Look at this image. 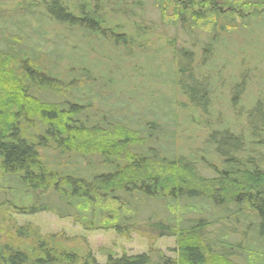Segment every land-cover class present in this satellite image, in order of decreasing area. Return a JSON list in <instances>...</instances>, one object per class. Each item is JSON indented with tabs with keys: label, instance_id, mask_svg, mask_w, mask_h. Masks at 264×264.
<instances>
[{
	"label": "trees",
	"instance_id": "16d2710c",
	"mask_svg": "<svg viewBox=\"0 0 264 264\" xmlns=\"http://www.w3.org/2000/svg\"><path fill=\"white\" fill-rule=\"evenodd\" d=\"M10 4L0 0V191L8 197L9 185L13 198L0 201V220L8 211H53L63 218L73 217L87 230L114 229L127 238L141 224L149 235L177 237L178 249L176 258L159 250L121 257L109 252L107 261L99 263L91 253L81 256L67 250L58 234L44 236L26 225L11 235L10 228L7 232L0 222V264H206L208 255L210 264H239L236 260L264 264V251L243 244L241 236L234 243L225 233L218 241L227 251L217 252L209 248L204 234L205 228L224 219L241 221L242 234L245 218L250 220L248 228L259 222L264 231L263 95L245 114L249 132L232 131L230 126L236 123L232 121L206 138L200 159L206 160L210 150L222 164L219 168L206 160L205 167L214 173L206 177L197 171L195 155L189 159L167 153L176 144L177 124L170 123L171 118L160 123L164 108L155 111L156 119L150 122L152 111L144 117L137 111L147 99L144 103L140 99L137 104L142 105L136 106L127 102L135 95L130 91L125 98L102 97L100 93L112 88V75L97 71L99 64L87 63V53L74 55L80 46H87V40L105 39L111 30L116 48L151 60L153 50L163 47L152 50L147 44L152 36L162 34V27L182 31V54L187 60L195 47L210 52L203 56L207 64L210 58H218L216 46L225 40L222 31L252 33L264 25V0H25ZM106 8L111 9V23ZM150 9L158 14V23H147ZM118 17L139 19L136 32H128L123 21L116 24ZM72 33L75 42L69 48L66 39ZM175 35L168 40L172 46L178 39ZM248 63L251 67L243 64L249 66L246 82L256 78L255 69L260 68ZM186 66L180 70L184 73L181 87L193 101L205 104L215 82L204 71L186 76ZM217 68L215 77L220 78ZM98 82L104 90L94 87ZM94 105L95 113L90 114ZM152 203L164 205L158 208L161 214L143 219L142 213ZM205 204L210 206L208 216ZM182 210L195 213L193 220L187 218L189 225H181L186 221ZM14 238H28L31 244L26 249L16 247L11 242Z\"/></svg>",
	"mask_w": 264,
	"mask_h": 264
},
{
	"label": "rangeland",
	"instance_id": "374dc122",
	"mask_svg": "<svg viewBox=\"0 0 264 264\" xmlns=\"http://www.w3.org/2000/svg\"><path fill=\"white\" fill-rule=\"evenodd\" d=\"M25 0H15V2H20ZM11 3L8 0H3L4 4H15ZM110 8H106V18L108 19ZM111 19L113 17L110 16ZM116 24L120 22L127 23L126 30L128 32H136L137 23L139 19L126 20V18L118 17L114 19ZM158 23L159 16L155 10L147 11V23ZM113 22L112 24H114ZM136 22V23H134ZM108 23L110 19H108ZM51 27V26H50ZM114 27V26H112ZM55 29L61 30V27L56 25ZM162 34H156L152 36L151 43L147 44V47H151L152 50L162 46V51H154L152 54L151 60H146L142 55H131L129 49H122L120 47L116 48L115 45L111 43V30L106 31V38H93L92 40H87V46H80L79 49L74 53L75 57H79L81 54L83 57L86 54L87 63L90 64H99L96 68L97 71H103L105 74L110 73L112 78L115 80L113 82L112 88L108 90L109 92L101 89V83L98 82L97 87L100 90H104L103 93H100L102 97H106L107 94L121 95V96H131L129 91L134 96H131L132 100H127V102H134L136 106H141L137 104L140 99L143 101L146 100L142 109L137 110L140 116L144 117L149 114L147 120L152 122L155 118V111H158L161 108H164L165 115H162L160 123L168 118H171L169 122L175 121L177 124V139L176 144L171 145L168 154L172 156H181L179 158H189L194 156L198 158L197 171L201 173L202 176L211 177L214 175L212 169H207L205 167L206 160L212 162L211 165H217L221 168V160L216 159L217 157L213 154V151H210L206 154V160L200 159L202 154V149L205 147V141L208 136L213 133V130L217 127H224V123L230 126L232 121H236L230 127V129L237 134L243 132H249V128L245 127L246 120L245 114L247 111H250L255 105L256 101L264 97V25L259 28H256L252 33L250 31H232L226 33L222 31L221 35L225 37V40L216 46L218 51L216 52L218 58L213 61L204 62V54L210 55V52L204 53V50H199L197 47L193 49L192 53V62L187 60L182 54V49L184 44V35L182 36V31H175L174 29L164 30L162 27ZM160 31V32H161ZM73 33L77 34L76 30ZM71 34L66 43L73 44L75 42L74 34ZM178 33V39L174 42L168 41L173 39ZM137 36V34L135 35ZM99 39V40H94ZM157 44L154 42L157 40ZM154 41V42H153ZM80 44L79 42H77ZM76 43V44H77ZM151 50V51H152ZM61 48L59 49V53ZM69 52L72 51L69 49ZM139 53V51H136ZM213 55V54H212ZM219 57H221L219 59ZM220 62V65H219ZM259 64L260 68H257V77L248 82L244 81L246 78H250L249 63ZM244 63L248 65H243ZM183 64H187L186 76L196 73V76H199L202 71L206 72L210 78V82H215V88L212 90V94L209 97H206L205 104H199L191 99V96L188 95L186 90L181 86L182 76L180 70ZM253 64V68H256V65ZM221 74L220 78L215 77V69ZM251 67V66H250ZM192 76V75H190ZM189 76V77H190ZM126 77V78H125ZM125 79V81L123 80ZM201 81V80H200ZM240 86L237 90L236 87ZM119 92V93H118ZM241 92L239 98H235V94ZM130 94V95H129ZM40 96V95H39ZM42 97V96H41ZM199 99L198 96H195ZM235 98V102L234 99ZM56 98L52 99L53 101ZM145 99V100H144ZM104 100V99H102ZM233 100V101H232ZM58 102V100H57ZM133 104V103H131ZM213 106L216 110H213ZM97 105H94L92 109H89L90 114L95 113ZM214 111V112H213ZM159 114L157 115V117ZM156 119V118H155ZM164 119V120H162ZM146 122V121H145ZM169 127V125H168ZM173 131V128H171ZM168 135V134H167ZM172 133H170V136ZM162 136V135H161ZM263 136V135H262ZM261 138H264L262 137ZM160 137V136H159ZM252 155L255 153L252 152ZM197 155V156H196ZM263 157V154H262ZM78 160L79 158H73ZM264 159V158H263ZM208 162V163H209ZM85 163V161H83ZM72 166V165H71ZM7 185L5 191H8L9 199L13 198L12 192L8 189ZM10 191V192H9ZM7 192H5L6 194ZM0 191V201L7 199V196L3 195ZM201 204L199 202H196ZM161 204V205H160ZM207 206V204H205ZM163 208L162 203L148 205L142 213L143 219H147L149 215L159 216L162 212L160 209L158 213V208ZM210 206H207L206 216L211 214ZM215 217L217 215V208L215 209ZM214 210V211H215ZM195 213L189 212L187 210H182L181 215L183 219H186L181 225H189L187 218L193 220ZM218 218V217H217ZM244 224L245 230L242 232L239 230L241 221H235L234 219H224V221L213 224L208 228L204 234L207 238V244L211 245L212 251L223 252L227 251L224 249L221 244H219V238L224 236L225 233H228L231 241L234 243L238 242L240 239L243 240V244H246L250 247L258 248L264 251V231L262 226H258L259 222H256L255 226L248 228L249 221L247 218ZM212 220V218L210 219ZM213 220H215L213 218ZM4 228H10L9 232L14 234L16 228L21 226L31 225L29 229L31 232H34V229H37L42 235H57L58 241L61 245L64 246L69 251H76L79 255L85 256L88 253H91L92 257L96 259L99 263H105L107 261V255L109 252L118 255L119 257L127 255H137L142 253H149L154 251H162L169 257H175V250L178 249V240L175 236H162L156 237L155 235H149L146 233L145 227L138 224L139 229L131 234L130 238L124 237L118 234L114 229L108 230H87L81 226L73 217H60L53 211H43L35 214H19L8 211L1 217L0 220ZM247 224V225H246ZM259 227V228H258ZM34 228V229H33ZM8 232V229H7ZM242 234V235H241ZM241 238L239 239V237ZM4 238L7 237L4 235ZM3 239V242H5ZM217 241V243H216ZM11 242L16 247H25L28 246L30 240L28 238H21L20 240L11 239ZM209 257V255H208ZM207 257V263L210 264V260ZM236 263L245 264V261L236 260Z\"/></svg>",
	"mask_w": 264,
	"mask_h": 264
}]
</instances>
